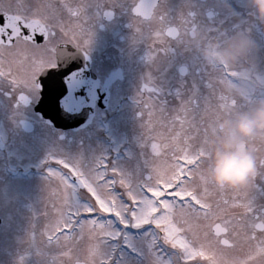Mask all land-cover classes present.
Returning <instances> with one entry per match:
<instances>
[{"label":"snow or ice","instance_id":"obj_1","mask_svg":"<svg viewBox=\"0 0 264 264\" xmlns=\"http://www.w3.org/2000/svg\"><path fill=\"white\" fill-rule=\"evenodd\" d=\"M194 9L192 5L181 15L185 25L196 24L199 13ZM118 13L128 16V27L135 31L133 48L146 38L141 25L150 27L154 19L160 27L147 33L153 44L178 38V30L171 26L173 10L164 0L146 4H130L127 0H76L74 4L17 0L15 7L0 9V94L13 102L11 118L32 102L43 105L53 119L65 118L62 101L67 78L78 68L76 56L87 58L93 27L102 18L112 20ZM153 53L171 59L166 67L158 69L159 76L144 72L133 97L142 129L138 138L140 162L127 169L103 154L87 158L82 153L50 149L42 161L43 179L50 182L55 177L62 185L57 193L59 206L53 205L56 214L49 217L40 233L46 238L42 244L36 240L37 213L33 214L27 248L17 264H24L29 256L35 257L36 264H58V257L49 255L51 249L83 238L85 230L95 237L89 248L91 264H205L209 234L217 238L216 242H225L221 239L225 224L215 221L237 219L229 208L244 209L239 226L246 239H256L257 230L264 234V206L257 207L250 194L258 188L257 177L264 183V160H257L258 172L245 191L229 198L223 192L209 190L203 183L201 165L207 154L204 117L210 101L201 89H212L213 83L205 82L206 70L193 58L189 68H180L178 86L165 90L158 79L172 66L177 51L171 47L150 48L142 57L145 66L153 60ZM221 71L226 82L242 78L250 88L259 83L264 94V79L254 73L227 67ZM145 92L149 93L147 102L143 101ZM170 98L179 101L174 120L179 122L180 131L170 137L154 134L153 112H148L150 119L144 123V109L153 108L155 101L163 113ZM219 99L228 103L227 97ZM158 137L163 142L151 143L150 159L145 149ZM161 150H166V171L155 160ZM52 161L62 169H54ZM117 186L122 193L116 191ZM44 215L49 216L47 212ZM258 243L264 244V240ZM117 248L126 259H112Z\"/></svg>","mask_w":264,"mask_h":264},{"label":"flooded vegetation","instance_id":"obj_2","mask_svg":"<svg viewBox=\"0 0 264 264\" xmlns=\"http://www.w3.org/2000/svg\"><path fill=\"white\" fill-rule=\"evenodd\" d=\"M196 1L205 3L211 0H192L191 6L194 5V10L199 13V15L197 16L195 25H185L181 19V15L186 14L189 7L183 5L182 8L179 9L176 0H164V4H169V7L173 10V25L171 26L176 27L178 30V38L175 40H168L165 38L163 44H153V40L147 38V33L160 27L158 21L154 19L150 27L141 25L142 30L145 31L146 38L137 43L135 48H133L131 38L135 35V31L128 27L130 22L128 16L118 13L112 20L102 18L99 23L93 27V37L89 45L87 58L79 54L76 56L75 63L78 65L76 74L81 81V86L78 87L85 86L82 84L83 81H86L90 86L88 88L84 87V93L82 90L80 92L81 88H78L80 92L79 97L86 98L88 103H93V116L89 125L92 123H99L100 131L95 132V134L108 145V150H112L111 155L132 154L140 156L141 149L138 144V138L141 136L142 129L137 119V107L133 97L136 96L144 72L151 71L153 75L159 76L160 73L158 69L166 67L171 59L163 54L158 55L153 53V60L145 66L142 57L150 48L154 47L159 50L161 48L171 47L177 51V57L172 66L169 67L167 71L163 72L162 76L158 79V84L165 90L174 89L178 86L181 78L179 75L180 68H189L193 58H196L198 64L203 66L206 70L205 82L211 81L213 83L212 89L206 87H202L201 89L202 94L208 97L210 101L209 111L204 117V126L209 137L210 134L213 136L217 135L215 127H217L219 133L218 125L223 119L234 117L236 113L246 111L243 105H250L254 99V93L262 91L259 83H257L254 88H250L247 81L242 78L226 82L222 78L221 70L225 67L234 70H236V68L232 67L233 61L231 58L226 57L225 54H221L218 51L219 45L234 39L238 31H241L243 28L251 27L248 22L240 23L237 21L240 13L238 11L250 10L233 3L235 2L233 0H219L220 6L228 4L231 1L232 4H234L232 8H229V17L223 18L222 20L221 18L224 14L221 9L215 8L213 4H207L201 8H196ZM52 2L59 4L61 0H52ZM63 2L74 4L76 0H63ZM127 2L130 4H146L149 3L150 0H127ZM215 2L218 3L216 0ZM16 3L17 0H0V9L15 7ZM238 6L242 9L238 8ZM252 6L251 4V7ZM156 14L158 15V12ZM209 14L212 15L211 19H208ZM219 19L222 21L219 22ZM207 23H209V26L215 27V29L212 32L208 29L209 35L207 37H200L199 33L202 31L201 24ZM258 33L261 34L260 38L264 44V27H261ZM263 58L264 57H258V62L254 64L252 58L248 57L244 59V65L247 69L245 73H254L256 76L264 79V72H260V67L264 66ZM85 68H87V70H85ZM244 89L252 93V96L249 97L250 99L245 103L239 100L240 93L243 94ZM221 96L227 97L228 103H222L219 99ZM148 98L149 93L145 92L143 101L147 102ZM12 103L11 100L7 99L3 94H0V150L4 152L6 147L5 141H18L21 147L18 146L17 148L24 149L27 153L31 154L32 160H36V163L24 167H20V165H14L13 167L6 165L5 168L0 169L1 183L5 184L15 178H19V181H21L20 179L26 178L29 173L33 172L40 176H44L42 161L49 152L43 149L40 143L41 140L47 141V143L52 141V137L59 139L61 143L65 140L63 146L67 148L68 146L72 147L77 139H79V141L76 145H82L84 142L83 140H87L91 137L90 130L87 129V126L84 128L89 132L85 131L84 128L70 129L46 122L40 117L36 110L38 102H32L29 106L22 108L19 114L13 119L11 118L13 115ZM153 103L155 104L153 108L144 109L143 121L144 123H148L150 119L148 112L152 111L153 115L151 120L154 134L162 133L165 129L177 128L179 130L180 124L178 121L174 120L177 115V111H174V109H179V101L170 98L169 104L163 113L160 112L159 104L155 103V101H153ZM180 115L183 114L180 113ZM116 123L123 124L125 128L128 129L123 138H118L115 135L114 126ZM176 132L177 131H170L168 134H162L165 137H170ZM13 137L15 138L12 139ZM61 137L63 138L62 140L60 139ZM120 141H123V145H117L114 148L113 145L118 144ZM254 141L257 142V147L255 148H260L261 152L264 151V143L259 139ZM153 142L160 145L163 141L158 137L155 141L149 142V146L145 149V152L150 159L153 158L151 150V143ZM164 151L166 150H161V155L155 157V160L158 164H160L159 161H163L164 166L167 167V162L163 155ZM1 155L3 160L8 158L6 153H2ZM261 160H264V157ZM138 161H140V158H138ZM52 167L57 170L62 169V165L55 164V161H52ZM2 171H4V173ZM18 191L20 192L22 189L19 188L15 192L18 193ZM116 191L122 193L123 189L117 186ZM23 206H25L27 210L26 216H23L21 213L19 214V211L14 207L13 209H15V211L12 215L7 213L8 210L5 211L3 209V211H0L1 237L5 235L8 240L10 236L14 237L21 235L30 230L29 226L33 221V216L30 215L32 207L29 203L25 204L23 201L19 202L18 208L22 209ZM261 206H264V203L257 207ZM243 214L244 210L237 215L236 220H238V222H240L239 218ZM21 218L25 220H21L20 222ZM36 221H39L38 217H36ZM225 221L218 220L215 221V224H221V226L222 222L225 224L226 232L221 238L223 237L231 242L229 246H225L226 248H231L235 245L234 247H236L239 252L247 253L254 251V249L255 252L259 249L263 250L264 244H260L258 241L264 240V234H260L257 230L256 239H246L240 234V226L237 229L238 233H236L229 223L230 220L225 218ZM215 224H213V227H215ZM39 230H41L40 227L37 228V233ZM211 235L212 234L208 237L207 247L211 244V241L219 245V243L216 242L217 238ZM113 242L114 241H112V243ZM2 245L3 244H0V264H17L22 249L16 246L13 249L3 250ZM221 245L222 244H220V246ZM118 249L119 248H117V250ZM117 250L116 252H118ZM117 256H114V260H117ZM16 257L17 259L15 260L14 258ZM256 258L263 260L264 255H257ZM252 260H254V258Z\"/></svg>","mask_w":264,"mask_h":264},{"label":"rangeland","instance_id":"obj_3","mask_svg":"<svg viewBox=\"0 0 264 264\" xmlns=\"http://www.w3.org/2000/svg\"><path fill=\"white\" fill-rule=\"evenodd\" d=\"M171 1V0H169ZM175 1V0H173ZM192 0H176L179 9L182 8L183 5L190 7ZM218 3L215 2V0H211L210 2L200 3L198 1L195 2V7H203L207 4H213L215 8H219L223 12V17L221 18H227L230 14V9L234 6L232 4V1L228 4H224L220 6L219 0H216ZM235 4L240 5L242 8L249 9L250 11H244L240 10L238 12L239 16L237 21L240 23L248 22V24L251 27L243 28L241 31H238L236 33V36L234 39H231L229 41H226L224 44L219 45L218 51L221 54H225L226 57H229L233 61V68H236V70L239 73H245L247 72L246 66L244 65V59L246 58H252L253 64L258 62V57H264V44L261 41V34L258 33L260 31L261 27H264V21L260 20L255 12V8L251 7V0H233ZM172 3V2H171ZM240 6L238 8L242 9ZM219 19L218 21L221 22L222 20ZM202 31H200L199 36L200 37H207L208 29H210V32H212L215 27L209 26V23L207 24H201ZM211 34V33H210ZM264 60V58H263ZM260 72H264V66L260 67ZM257 69V68H256ZM233 81V80H231ZM247 89L243 90V94L240 93L239 100L243 103L247 102L249 97H251L252 93L246 91ZM254 99L252 100L250 105H243L245 106V110H251L254 108L257 104L260 102H264V94H262V91H257L254 93ZM232 118V117H231ZM99 123H92L91 125L87 126V129L90 130L91 137L87 140H83L82 145H76L79 141L73 143L72 147H65L63 146L64 141L61 143L59 139L52 137V141L50 143H47V141L41 140L40 143L43 146V149H46L48 152L52 148H59L61 151L69 154H75V153H82L85 157L91 158L96 155L103 154L105 157H107L109 160L116 163L121 168H127L132 169L136 164H138L140 161H138V158L140 156L138 155H132V154H117L115 156L111 155L112 150H108V145L104 143L101 139L98 138V135L95 134V132H99ZM176 128V125H175ZM177 129V128H176ZM165 129L162 133L168 134L170 131H177L179 132L180 129ZM85 131L86 128H84ZM128 129L125 128L123 124L116 123L114 126V132L116 137L123 138L125 132ZM215 131L217 132L216 136H213L210 134V137L207 135V141L205 144L206 149V157L209 155L210 151V143L211 141L219 135L217 131V127H215ZM89 132V131H88ZM85 133V132H84ZM13 137L12 139H14ZM261 141V140H260ZM264 143V141H261ZM256 141H252L249 144V147L252 148L256 155L257 159L261 160L264 157V151L261 152L260 148L256 149ZM5 150L4 152H1L0 150V169L5 168L6 165L14 166V165H20L21 166H28L29 164H35L36 160H32V155L27 153L24 149L17 148L18 146L21 147V144H19L18 141H11L6 142L5 141ZM25 145V143H24ZM117 145H123V141H120L118 144L113 145L115 148ZM76 148V149H75ZM2 153L7 154V159L3 160ZM45 156V155H43ZM5 158V157H4ZM159 166L162 171H166L167 167L164 166L163 161H159ZM205 163V162H204ZM204 163L201 165V176L203 177L202 168ZM163 167V168H162ZM4 173V171H2ZM44 176H40L36 174L35 172L29 173L26 178L20 179L15 178L11 181H8L7 183H1L0 182V211H7L9 215H12L15 209L19 211V214L21 213L23 216L27 215V210L25 206H23L22 209L18 208L19 202L23 201L25 204L29 203L31 205V212L30 215L33 216L34 213L36 214V217L39 218V221H36L37 228L40 227L41 230L36 235V240L38 244H42L43 240L46 238H42L40 233L43 231L44 225L48 222L49 217L54 216L56 214V209L53 207L54 204L59 206V200L57 199V193L62 189V185L60 184L59 180L55 177L52 178L50 182H45L43 179ZM9 180V179H8ZM203 183L209 188V190H215L217 192H223L226 194V197H231L235 193H241L249 188L250 183L246 188L241 190H217L213 188L212 186L208 185L203 178ZM258 188L254 189L250 194L254 198V204L256 206L264 203V192L261 190L264 189V183L260 181V178L257 177L256 181ZM21 188L22 191H17V189ZM21 199V200H20ZM23 199V200H22ZM244 199L243 195H240V200L242 201ZM239 202V201H238ZM258 203V204H257ZM13 207L15 209H13ZM244 209L243 208H229V211L236 213L237 215L240 214ZM4 211V212H5ZM47 212L49 214L48 217L44 215V213ZM5 219V218H4ZM25 220V219H20ZM230 225L233 227L236 233L237 229L239 227L240 222L238 220H230ZM5 224V221H4ZM3 224V226H4ZM41 224V225H40ZM30 228V226H29ZM27 233L17 235V236H10L7 240V237L4 235L3 237L0 236V244L2 245L3 250L7 249H13L14 247L18 246L19 249H22L21 252L24 253V250L27 248ZM9 234V233H7ZM211 234V233H210ZM209 234V235H210ZM212 236V235H211ZM233 239V238H232ZM95 242V237H93L87 230H85V233L83 235V238L76 240V241H66L63 243V247H55L52 248L49 252L50 256H56L58 257V264H74L75 261H83L86 264H91V258L89 255V248L90 246ZM208 242V241H207ZM109 243H112V241H109ZM115 243V241L113 242ZM222 246V245H221ZM220 246L217 243H214V241H211V244L207 247V258L205 260V264H264V259H257V255H264V248L263 250L259 249L254 251H251L249 253L247 252H239V250L232 246L231 248H226L225 246ZM118 252H115L112 259H114V256H117V260L125 259V257H122L120 254V249L117 250ZM20 252L19 257L23 254ZM255 252L254 256L253 253ZM254 258V260H252ZM256 258V259H255ZM15 260L17 259L14 258ZM257 260V261H255ZM24 264H36L35 257H27L24 261Z\"/></svg>","mask_w":264,"mask_h":264},{"label":"clouds","instance_id":"obj_4","mask_svg":"<svg viewBox=\"0 0 264 264\" xmlns=\"http://www.w3.org/2000/svg\"><path fill=\"white\" fill-rule=\"evenodd\" d=\"M257 17L264 21V0H251ZM219 135L210 143L202 168L204 181L217 190L246 188L258 172L257 155L249 147L254 140L264 141V102L248 111L223 119Z\"/></svg>","mask_w":264,"mask_h":264},{"label":"water","instance_id":"obj_5","mask_svg":"<svg viewBox=\"0 0 264 264\" xmlns=\"http://www.w3.org/2000/svg\"><path fill=\"white\" fill-rule=\"evenodd\" d=\"M84 90L85 88L82 89V91ZM81 99L82 98L79 97V89L76 84V76L70 75L67 78L65 95L62 101V106L66 113L65 118L61 119L57 117L53 119L52 114L43 105L38 104L37 108L39 110V114L43 118H45L48 122L55 124L56 126L61 125L63 127L71 126L73 128H77L87 125L92 116V104L87 105V103L83 101L82 103ZM67 113H70L71 116H68ZM222 244L228 243L225 241Z\"/></svg>","mask_w":264,"mask_h":264},{"label":"bare ground","instance_id":"obj_6","mask_svg":"<svg viewBox=\"0 0 264 264\" xmlns=\"http://www.w3.org/2000/svg\"><path fill=\"white\" fill-rule=\"evenodd\" d=\"M72 76H76V84H77V87H78V86H81V81H80L79 77H78L77 74H76V68L73 69V75H72ZM74 80H75V79H74ZM82 84L85 85V86H83V87H78V88H81V89H80V92H81V90H82L84 87H87V88L90 87L86 81H83ZM80 92H79V93H80Z\"/></svg>","mask_w":264,"mask_h":264}]
</instances>
